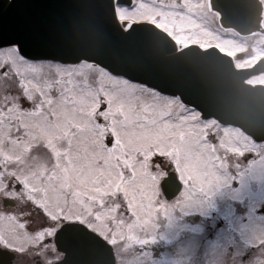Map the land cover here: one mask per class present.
I'll list each match as a JSON object with an SVG mask.
<instances>
[{
	"label": "rangeland",
	"instance_id": "1",
	"mask_svg": "<svg viewBox=\"0 0 264 264\" xmlns=\"http://www.w3.org/2000/svg\"><path fill=\"white\" fill-rule=\"evenodd\" d=\"M261 2L264 25V0ZM119 14L121 21L153 22L179 45H216L231 52L249 42L253 46L246 62L264 56V34L241 36L222 28L208 0H133L132 7L119 6ZM0 51H10L13 57L8 64L0 62V97L7 94L25 109L29 105L23 99L21 83L28 78L22 71L28 65L43 68L49 79L72 74L74 79L94 87L117 84L146 95L158 93L87 61L61 64L29 60L21 57L14 46ZM248 82L264 84V74ZM167 97L181 103L177 97ZM185 108L197 117L195 125L207 127L211 133L207 143L216 145L223 164L194 173L192 183L186 184L174 199L166 200L158 187L147 208L137 215L129 212L123 201L117 211L107 214L75 203L70 196H57L48 180L42 178L43 167L50 161L42 146L31 153L5 148L0 159V189L10 177L19 182V190L9 193L12 200H19V237L11 233L0 238L15 252L14 264H29L33 255H38L42 264L58 260L61 253L56 251L52 238L64 221H79L106 239L114 248L116 264H264V177L258 185L262 170L252 163L257 159V150L264 155V142H254L236 127L203 120L196 110ZM157 163L158 176H163L169 161L164 158ZM0 227L13 228L5 219Z\"/></svg>",
	"mask_w": 264,
	"mask_h": 264
},
{
	"label": "snow or ice",
	"instance_id": "2",
	"mask_svg": "<svg viewBox=\"0 0 264 264\" xmlns=\"http://www.w3.org/2000/svg\"><path fill=\"white\" fill-rule=\"evenodd\" d=\"M12 59L0 51V62ZM22 71L29 107L0 97V159L5 148L31 153L42 146L50 156L42 178L57 196L107 214L123 201L137 215L158 187L174 181L184 188L194 173L223 164L216 145L207 143L211 133L195 125L182 102L117 84L94 87L72 74L49 79L33 65ZM256 155L252 163L264 171V155ZM164 158L173 172L158 176Z\"/></svg>",
	"mask_w": 264,
	"mask_h": 264
},
{
	"label": "water",
	"instance_id": "3",
	"mask_svg": "<svg viewBox=\"0 0 264 264\" xmlns=\"http://www.w3.org/2000/svg\"><path fill=\"white\" fill-rule=\"evenodd\" d=\"M131 3L0 0V47L15 45L30 60L93 62L112 75L178 96L203 119L214 118L264 141V84L246 82L264 73V57L250 67L235 68L232 58L213 45L179 46L151 22H119L115 5ZM210 5L222 27L242 35L259 30L258 0H210ZM160 188L166 199L181 189L174 181ZM53 240L63 254L53 264H115L110 244L79 222H64ZM12 258L0 248V264H10Z\"/></svg>",
	"mask_w": 264,
	"mask_h": 264
},
{
	"label": "flooded vegetation",
	"instance_id": "4",
	"mask_svg": "<svg viewBox=\"0 0 264 264\" xmlns=\"http://www.w3.org/2000/svg\"><path fill=\"white\" fill-rule=\"evenodd\" d=\"M252 46L253 43L250 44L249 42H246L242 49L231 51L235 65L241 67L249 65V63H247L246 61L249 53L248 52L249 48H252ZM0 172H3V169L1 167H0ZM15 179H16L15 177H10L8 182L0 189V193H2L0 194V221L2 222V220L5 219L8 222H10L11 227H13V228L0 227V237L7 236L8 234L11 233L12 234L16 233V237H19V200L17 202L14 201L9 195L10 192L19 190V182L15 181ZM25 220L27 221L26 218ZM30 223H33V220H31ZM11 229L12 231L10 232ZM0 244L2 246H6L5 242L1 238H0ZM33 258L34 261L38 260V258H36L34 255Z\"/></svg>",
	"mask_w": 264,
	"mask_h": 264
},
{
	"label": "bare ground",
	"instance_id": "5",
	"mask_svg": "<svg viewBox=\"0 0 264 264\" xmlns=\"http://www.w3.org/2000/svg\"><path fill=\"white\" fill-rule=\"evenodd\" d=\"M116 15L117 18L120 20V14H119V6H116ZM176 40V39H175ZM176 42L178 43V41L176 40ZM191 42H187L186 44H190ZM253 174V173H252ZM264 177V172L260 171L259 177L257 179V184L260 185L261 184V178ZM9 225L11 226V223L9 222Z\"/></svg>",
	"mask_w": 264,
	"mask_h": 264
}]
</instances>
